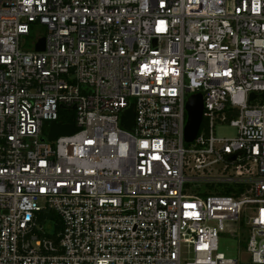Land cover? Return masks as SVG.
Here are the masks:
<instances>
[{"label": "built area", "instance_id": "1", "mask_svg": "<svg viewBox=\"0 0 264 264\" xmlns=\"http://www.w3.org/2000/svg\"><path fill=\"white\" fill-rule=\"evenodd\" d=\"M0 264H264V0H0Z\"/></svg>", "mask_w": 264, "mask_h": 264}, {"label": "water", "instance_id": "2", "mask_svg": "<svg viewBox=\"0 0 264 264\" xmlns=\"http://www.w3.org/2000/svg\"><path fill=\"white\" fill-rule=\"evenodd\" d=\"M45 45V39H42L38 45V50H43ZM252 98L255 97V94H252ZM204 113V99L201 93L193 94L189 97L187 102V124L185 139L187 143L193 142L200 130ZM123 125L127 129H133L135 125L134 120V111L133 106L127 110L126 114L123 117ZM77 131V128L74 124H64L59 121L51 122V129L49 132V138L55 140L59 135L72 134Z\"/></svg>", "mask_w": 264, "mask_h": 264}, {"label": "rangeland", "instance_id": "3", "mask_svg": "<svg viewBox=\"0 0 264 264\" xmlns=\"http://www.w3.org/2000/svg\"><path fill=\"white\" fill-rule=\"evenodd\" d=\"M28 46L29 44H27V47ZM46 127H49V123H47ZM215 133L217 137H234L237 134V130L225 123L218 124L215 128ZM220 250L226 253V255L229 257L238 258L237 241L235 240L221 239Z\"/></svg>", "mask_w": 264, "mask_h": 264}, {"label": "trees", "instance_id": "4", "mask_svg": "<svg viewBox=\"0 0 264 264\" xmlns=\"http://www.w3.org/2000/svg\"><path fill=\"white\" fill-rule=\"evenodd\" d=\"M61 112H62L63 114H67L68 110H67V109H63V110H61ZM60 119H61L62 121H64V122L75 123L74 118H65V116H61Z\"/></svg>", "mask_w": 264, "mask_h": 264}]
</instances>
